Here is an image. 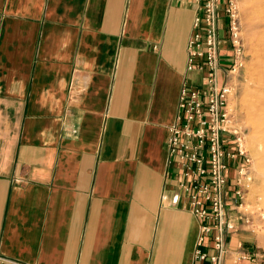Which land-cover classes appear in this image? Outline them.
Masks as SVG:
<instances>
[{"label": "crops", "instance_id": "0c3cea01", "mask_svg": "<svg viewBox=\"0 0 264 264\" xmlns=\"http://www.w3.org/2000/svg\"><path fill=\"white\" fill-rule=\"evenodd\" d=\"M194 14V0H0V264H193L200 221L166 140L182 85L201 81ZM227 162L222 264H264L235 193L245 158Z\"/></svg>", "mask_w": 264, "mask_h": 264}, {"label": "built area", "instance_id": "2783aa9c", "mask_svg": "<svg viewBox=\"0 0 264 264\" xmlns=\"http://www.w3.org/2000/svg\"><path fill=\"white\" fill-rule=\"evenodd\" d=\"M194 3L187 68L198 70L202 76L199 83L182 85L176 119L169 126L166 145L170 159L183 172L185 180L179 186L189 196L188 209L200 221L193 264H222L230 251L226 232L233 226L225 212L227 159L242 155L246 161L237 173V196L244 199L251 179L245 134L240 126L233 124L229 106L235 91L233 76L243 65L244 48L235 0H194ZM222 8L233 48V61L224 82L220 80ZM227 136L234 142V151L227 148Z\"/></svg>", "mask_w": 264, "mask_h": 264}, {"label": "rangeland", "instance_id": "374dc122", "mask_svg": "<svg viewBox=\"0 0 264 264\" xmlns=\"http://www.w3.org/2000/svg\"><path fill=\"white\" fill-rule=\"evenodd\" d=\"M235 1L244 58L243 65L233 76L235 91L230 96L229 106L233 124L244 131L251 158V179L245 190L244 204L251 212L260 247L264 249V134L255 122L258 114H264V0Z\"/></svg>", "mask_w": 264, "mask_h": 264}, {"label": "bare ground", "instance_id": "6f19581e", "mask_svg": "<svg viewBox=\"0 0 264 264\" xmlns=\"http://www.w3.org/2000/svg\"><path fill=\"white\" fill-rule=\"evenodd\" d=\"M261 8V7H260ZM264 9V8H263ZM263 107V106H262ZM262 113V112H261ZM259 116L255 119L256 124H258L257 126H259L258 130H261L260 132H262L261 134H264V114H258Z\"/></svg>", "mask_w": 264, "mask_h": 264}]
</instances>
